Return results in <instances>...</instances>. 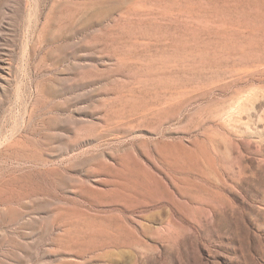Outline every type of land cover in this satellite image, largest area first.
I'll use <instances>...</instances> for the list:
<instances>
[{
    "label": "rangeland",
    "instance_id": "obj_1",
    "mask_svg": "<svg viewBox=\"0 0 264 264\" xmlns=\"http://www.w3.org/2000/svg\"><path fill=\"white\" fill-rule=\"evenodd\" d=\"M0 264H264V0H0Z\"/></svg>",
    "mask_w": 264,
    "mask_h": 264
}]
</instances>
